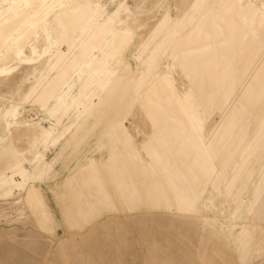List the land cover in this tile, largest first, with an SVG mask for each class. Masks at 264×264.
Returning <instances> with one entry per match:
<instances>
[{"label": "rangeland", "instance_id": "1", "mask_svg": "<svg viewBox=\"0 0 264 264\" xmlns=\"http://www.w3.org/2000/svg\"><path fill=\"white\" fill-rule=\"evenodd\" d=\"M0 264H264V0H0Z\"/></svg>", "mask_w": 264, "mask_h": 264}, {"label": "crops", "instance_id": "2", "mask_svg": "<svg viewBox=\"0 0 264 264\" xmlns=\"http://www.w3.org/2000/svg\"><path fill=\"white\" fill-rule=\"evenodd\" d=\"M167 81H164L163 79L161 80V82H159V84H162V88L164 91H167V93H171V90L169 88V86L166 84ZM197 155L198 157H201L202 155L205 157V159H207L209 162L211 161L210 157L211 155H209V153L207 152V148L206 147H202V145L197 147ZM183 155V154H182ZM165 159H167V157H164ZM168 160V159H167ZM122 165H123V171L122 173H126L129 176H134V175H139L140 178L143 180V171L141 169L137 170L136 168L134 169L133 165L131 164L132 162H134V164L136 163V161H134L133 156L131 155H127L126 158L123 159L122 161ZM109 169H110V173L113 174L114 178L118 179V172H115V167L112 166V163L109 164ZM190 171H192V168H190ZM120 183V181H119ZM144 183V181H143ZM96 186L98 187V190L100 191V184L98 182H96ZM144 187H145V183H144ZM145 190V188H144ZM181 193V192H180ZM180 193L177 194V196H180L181 198L184 197V195H181Z\"/></svg>", "mask_w": 264, "mask_h": 264}, {"label": "bare ground", "instance_id": "3", "mask_svg": "<svg viewBox=\"0 0 264 264\" xmlns=\"http://www.w3.org/2000/svg\"><path fill=\"white\" fill-rule=\"evenodd\" d=\"M251 89L249 88V90L248 91H250Z\"/></svg>", "mask_w": 264, "mask_h": 264}]
</instances>
